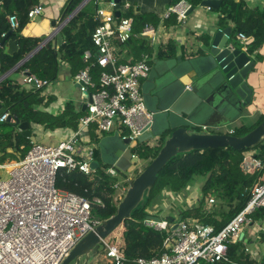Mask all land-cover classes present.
<instances>
[{"label": "built area", "instance_id": "1", "mask_svg": "<svg viewBox=\"0 0 264 264\" xmlns=\"http://www.w3.org/2000/svg\"><path fill=\"white\" fill-rule=\"evenodd\" d=\"M89 4L96 6L94 18L98 26L91 36L93 49L84 51L83 67L75 76L74 83L82 95H91V102L85 98L88 101L85 115L80 117L78 129L70 135L54 145L33 143L22 160L0 165L1 170L7 171V177L0 178V264H62L75 247L101 224L92 216V207L102 205V201L94 199L91 202L83 196L61 190L57 186L58 174L61 171H80L85 175L96 173L91 167L96 147L87 141L91 131L100 135L110 133L116 127L127 129L128 133L122 140L130 141L129 145L137 149L142 136L154 125V114L148 110L141 91L142 82L151 72L150 55L143 54L140 60L125 63L121 48L131 38H144L151 46L166 44L170 33H164L163 27L158 29L146 25L136 34L134 18L128 16L132 8L129 2L84 0L69 17L55 23L48 35L49 40ZM192 8L185 0L171 5L162 22L174 17L177 29L186 24ZM43 12V6L37 5L29 11L28 18L34 20ZM117 12H120V17L116 16ZM8 20L11 31L19 30L18 16L10 15ZM238 39L247 50V36L239 33ZM25 83L36 90L47 84L31 75L26 77ZM10 115L7 112L0 115V123H6ZM14 123L12 117L11 124ZM203 129L206 131L207 127ZM252 156L251 153L246 154L245 171H261L262 162L251 159ZM105 173L111 178L118 171L107 168ZM260 180L261 183L251 190L243 210L220 230L201 223L191 226L182 219L172 232L173 224L166 220L159 223L146 221L150 228L170 232V235L164 242L165 251L161 257L137 258L133 264L229 262L228 246L241 242L246 229L257 227L264 231V225H258L254 220V215L264 209V177ZM131 181L112 182L113 187L122 193L117 195L118 201L127 192L124 185ZM216 201L214 197L209 198L205 209L210 212ZM102 243L111 264L128 263L118 246L108 245L105 241Z\"/></svg>", "mask_w": 264, "mask_h": 264}, {"label": "crops", "instance_id": "2", "mask_svg": "<svg viewBox=\"0 0 264 264\" xmlns=\"http://www.w3.org/2000/svg\"><path fill=\"white\" fill-rule=\"evenodd\" d=\"M116 1L120 2V4L125 2L131 3L132 8L129 11V17L134 18L142 14L155 16L157 23H151V25L158 29L163 27L164 33H170V38L166 44L156 43L153 46L150 45L152 49V54L150 55L152 68L148 79L142 82L141 91L146 106L154 114L153 127L148 133L142 136L137 149H133V145L124 143L122 140V137L128 133L127 129L116 127L112 132L100 135L91 131L87 141L96 147L94 159L100 164L99 169L114 168L119 170L122 168L125 170V168H128V165H126L127 160H132L131 163H136L142 159L138 151L141 145L152 146L153 148L148 147L149 150L159 148L161 145L163 147L170 134L178 128H187L189 131L195 133L224 135H231L233 133L232 135L234 136V132L237 129H233L232 126L249 118L248 111L263 110L264 74L261 79L260 74L264 70V61L259 63L253 56L257 57L258 53H260L264 57V48L259 52H250L252 53L251 57L253 60L257 62L256 70L252 71L249 79V85L255 90V94L253 96V102L246 107L248 109L245 108L242 111L240 118L236 119V116L239 114L238 112H235V114L233 112L230 115L228 113L229 109L224 108L225 113H218L210 119L214 112L218 108H221L220 105L223 102L222 97L216 96L210 99L209 102V100L207 101L208 95H205V91L202 92L199 91L200 88L198 90L194 88L193 84L198 80L196 75L201 73L197 62L203 56V52L200 49L205 44V38L213 30L226 29L228 27L233 28L235 25L233 21H226V24L222 26L221 21L225 16L221 8L219 10L205 9L199 5L194 8L186 24L176 29L177 21L174 17L162 22V17L166 13L167 8L172 5V0ZM245 1L249 7L253 3L254 5L258 3H263L262 5H264V0ZM0 2L2 3L3 1L1 0ZM69 2L70 0H39L38 5H42L44 8L43 14L34 20L25 18L23 20V26L19 30L13 31V35L10 36V39L17 43L18 49L9 54L7 53L5 45L1 46L0 44V88L4 86L5 89L13 90V93L23 92L24 95H34L37 99V104L34 105L36 118L41 120L42 124L34 122L29 124L31 125L32 135L36 138V141L44 145H54L70 135L72 131L77 130L78 127L75 129L72 125L75 123V113L81 112L82 115L80 114L79 117L85 115L83 108L88 102L80 93L74 83V79L83 67L81 50L90 45L91 35L83 38L81 34L78 35V29L76 30L73 27L70 42L72 43L73 40H78L80 43L75 49L73 46L69 49L63 48L68 42V38L63 30L60 32L63 37L62 44H58V35L52 37L50 40L48 38V35L51 34L53 29V22L56 23L66 18ZM2 5L0 6V14H6L7 16V11H4ZM93 8L95 7L93 6ZM19 19L22 23L20 17ZM8 33L2 34V38L4 39ZM21 39L40 41L39 46L36 48L39 49L40 47V49L35 54L32 55L36 49L28 56L20 59L14 68L6 69L10 61L9 59H15L22 50ZM128 48L129 50L133 49L131 45ZM42 49L50 50L54 55V72L44 58L39 61L40 67L36 65L30 66V62ZM124 52L128 53L127 50ZM136 59L139 60L137 57ZM133 60H135V57L127 58L126 63L132 62ZM42 68H48V74L44 73L45 76L48 75L47 78L42 79L33 72L35 70V72L39 71L43 73ZM29 75L47 84L42 89L36 90L33 86L25 83V79ZM165 86L168 87L165 88ZM189 86L191 89H188ZM2 105H4V102L0 101V111L3 109ZM6 112L11 114V111ZM262 113L264 114V112ZM52 117H64L70 121V125L65 127L61 125L55 126L61 123L62 120L50 126ZM204 127H207L206 131H204ZM18 131L20 132L19 129ZM38 135H40L43 141L37 139ZM126 155L127 158L125 157ZM133 155L137 157L132 158ZM203 184L204 182L197 184L195 190L189 191L187 198H183V196L177 197L172 193H165V207L163 208V214L159 217L162 220L171 218L172 221L179 218L178 215H171L170 210L172 211L175 208L172 203L180 207L181 204H179L178 199L181 198L183 201L187 200L188 205H190L189 202H192L191 205L194 204L198 201L199 196H201V187ZM174 200H176L175 203L173 202ZM219 207L216 208L219 209ZM254 220L258 225H264V218H254ZM242 241L248 255V261L255 262L256 264H264V231H260L257 227L248 228L244 231ZM106 260V264H111L108 259Z\"/></svg>", "mask_w": 264, "mask_h": 264}, {"label": "trees", "instance_id": "3", "mask_svg": "<svg viewBox=\"0 0 264 264\" xmlns=\"http://www.w3.org/2000/svg\"><path fill=\"white\" fill-rule=\"evenodd\" d=\"M2 1V7L4 11H7V16L6 14H0V44L3 40L2 34L10 31L7 17L10 15H16L18 18L20 17L22 20V23L20 22L21 28L23 26V20L28 18L29 11L39 3V0ZM83 1L84 0H70L66 11V17L70 16ZM180 1L182 0H172V5ZM185 1L195 8L199 6L203 0ZM92 5L93 4H89L81 9L70 21L68 26L63 29L64 34L68 38L67 44L71 40L70 35L74 28L76 30L78 29V35L81 34L83 38L88 37V35L92 36L93 31L98 26V22H96L94 18L96 6L93 5L95 7L93 8ZM221 10L225 16L221 21L222 26L226 24V21H233L235 25L232 28V35L237 36L239 33H243L247 36L248 52H259L264 48V7L250 8L245 0H225L223 1ZM134 22V32L137 34L140 33L146 25H151V23L156 24L157 19L151 14H142L135 16ZM91 36V46L87 43L89 46L86 45L87 47L81 50V59L84 51L93 49ZM208 41L209 38L206 37L205 43L207 44ZM20 43L22 44L20 54L15 59H9L10 61L6 69L14 68L20 59L28 56L39 46L40 41L21 39ZM67 44L63 46L64 49H69L72 46L75 49L80 45L78 40H73L72 43L70 42V44ZM129 45L132 46V50H129ZM125 50L128 52L126 55L127 58L135 57V60L128 63L136 62L138 60L136 57L140 60L143 54L150 55L149 53H152L150 43L144 38H131L127 44L122 46L121 53L123 54ZM42 58H44L53 71L55 61L54 55L50 50L42 49L30 62V66L36 65L40 67L39 61H41ZM127 58L124 61L125 63L127 62ZM257 58L260 62L264 61V57L260 53H258ZM42 71L43 73L33 70L38 77L42 79L47 78L48 75L45 76L44 73L48 74V68H42ZM0 101L4 102L2 108L6 109V111H11V114L16 115L19 120L28 123L34 122L42 124L41 120L36 118L34 105L37 104V99L33 94L24 95L23 92L13 93V90L5 89L3 86V88H0ZM80 114L81 112L75 113V123L72 124L75 129L78 127ZM51 120L50 126L62 120L61 123L55 126L61 125L65 127L70 125V121L64 117H52ZM263 122L264 115L257 124V127ZM255 128L248 129L242 127L234 132V136H245ZM32 144V140L23 137L22 133L18 131V127L14 124H0V165H5L8 160H10L9 163L22 160L30 151ZM148 147V145H141L138 151L142 158L151 157L153 161L158 156L162 145L153 150H149ZM10 150H12V152H10ZM247 153L253 155L251 159H257L262 162L263 169L261 171L254 170L251 173L245 171L244 164L247 160ZM251 159L249 158V160ZM106 169L107 168L97 170L96 173L92 175H85L80 171H61L58 174L57 180V186L61 190L83 196L91 202L94 199H100L102 205H93L92 216L101 223L115 216L117 214L118 205L120 204V201L117 200L116 189L113 187L111 179L105 173ZM139 175L140 174H138V176ZM262 177H264V139L259 145L245 151H235L231 148L208 149L188 154H179L172 158L159 173L148 199L133 212L131 219L126 220L123 224L122 245L119 249L128 261L127 264H133V261L137 258L152 259L161 257L164 253V242L170 235V232L157 231L150 228L146 224V216L150 213H146V210L149 206H153L156 201L160 202V200L165 199V193H172L177 197L182 196L197 179H203L204 184L201 187V196H199L198 201L192 205L186 204L184 207L180 208L181 213H179V217L184 220L183 215L185 212H188L197 223L212 225L216 230H220L229 223L235 215L243 210L249 200L251 190L261 183L260 179ZM129 184L130 183H126L124 186L129 188ZM211 197L218 200L220 207L219 209H213L211 212H208L205 208L208 199ZM225 207L228 208V211H224ZM160 213L161 212H159V214ZM254 218H264V209L257 212ZM166 221H168L169 224H173L171 218H166ZM228 259L229 262L218 264H256L255 262L248 261V255L244 248L243 241L228 246Z\"/></svg>", "mask_w": 264, "mask_h": 264}, {"label": "water", "instance_id": "4", "mask_svg": "<svg viewBox=\"0 0 264 264\" xmlns=\"http://www.w3.org/2000/svg\"><path fill=\"white\" fill-rule=\"evenodd\" d=\"M118 2V1H117ZM223 2L221 0H203L201 8L219 10ZM194 11L192 8L188 16ZM120 17V12L116 13ZM53 27L55 23L53 22ZM232 28L216 29L208 34L209 41L200 50L203 56L197 64L201 73L196 76L198 80L193 84L195 90L205 91L208 99L216 96L222 97L221 108H218L210 117L212 119L218 113H225L224 108H228L230 115L242 111L253 102L255 90L249 85V79L257 62L249 55L247 50L238 47L232 40ZM10 31L2 40L1 46L7 48V53L11 54L18 49L17 43L10 39L13 35ZM58 44H62L63 37L57 34ZM56 35V36H57ZM55 37V36H54ZM40 49V47H39ZM39 49L33 54H35ZM30 55V56H32ZM168 86H165L167 88ZM84 98L91 102V95L84 94ZM87 105H84L85 111ZM6 109H2L0 114H4ZM12 117L15 119L14 125L18 127L23 137L31 139L36 143V138L32 135L31 125L28 122L19 120L16 115L11 114L6 123L11 124ZM2 124V123H0ZM264 139V122L245 136L238 137L224 134L195 133L187 128H178L170 134L164 143L158 156L131 181L125 196L121 199L117 214L102 222L93 232L87 235L63 261L62 264H88L96 248L106 240L118 227L126 220L131 219L133 212L148 199L150 191L153 189L159 173L165 168L168 162L179 154H188L195 151H205L208 149L231 148L235 151L249 150L261 143ZM130 141L124 143L129 144ZM127 158V155L125 156ZM92 169L97 171L100 168L98 161H93ZM181 213V212H180ZM181 217L175 219L171 228L174 232L178 228ZM146 221L161 222L162 218L155 215L146 216ZM244 236V235H243Z\"/></svg>", "mask_w": 264, "mask_h": 264}, {"label": "rangeland", "instance_id": "5", "mask_svg": "<svg viewBox=\"0 0 264 264\" xmlns=\"http://www.w3.org/2000/svg\"><path fill=\"white\" fill-rule=\"evenodd\" d=\"M262 4L263 3H261V4L258 3L256 5H254V3H253V5H251L250 7L251 8H257V7L262 8V7H264V5H262ZM232 38H233L232 40H233L234 44H236L238 47H242L243 48V43H241L240 40L238 39V35L237 36L232 35ZM123 54L124 55H127L128 53L123 52ZM149 54L151 55L152 53H149ZM250 56H252V53H250ZM253 58L256 59L260 63V61H259V59L257 57H254L253 56ZM254 70H256V69H254ZM257 72H259V71H257ZM263 74H264V70H262V72L260 74V79H261V77H262ZM246 109H248V108H246ZM262 109L263 110L260 109V110L251 111V112L248 111V115H250L249 118H247V119H245V120H243V121L235 124L234 126H232V128L238 130L241 127H246L248 129H251L253 127L254 128L257 127V124L260 122V119L264 115L262 113V112H264V108H262ZM238 118H240V115H237L236 116V119H238ZM37 139L39 141H43V139L40 137V135H38ZM150 147L153 148L152 146H150ZM151 161H152V158L151 157L142 158L140 161H138L136 163H131L132 160H130V161L127 160V164L126 165H128V168H125V170L122 169V168H120V169L117 168V169H119V170H117L118 173L114 177H111L110 179H111V181L113 183L114 182H117V183L124 182L125 179L134 180L135 178H137L138 174L142 173L143 170L146 167H148V165L151 163ZM9 162H10V160H8L5 164H10ZM6 177H7V171L6 170H3V169L2 170L0 169V178L1 179H5ZM112 178H114V179H112ZM203 181L204 180L201 179V178L197 179L192 184V186L189 187L184 194H182L183 198H187L188 197L187 195H188L189 191L195 190L197 184H202ZM121 194H122L121 191L116 190V195H121ZM181 200H182L181 198L178 199L179 204H181L180 207L179 206H175L172 203L173 207H175V208L172 211L170 210L171 215L172 214H175V215H178L179 216V213L181 212V209H179V208L184 207L185 203L188 204L187 203V200H184V201L183 200L181 201ZM173 202L175 203L176 200H174ZM191 203L192 202H189V204H191ZM164 207H165V199H162V200H160V202L159 201L158 202L156 201L153 204V206H149L147 208V210H146V213H150L149 215H153L154 214L156 216H160V215L163 214V208ZM177 207H179V208H177ZM216 207H219L218 201H216V204H215L214 208H212V210L213 209H217ZM224 211H228V208L225 207L224 208ZM159 212H161V213L159 214ZM183 216H184V221H186L189 225L193 226L194 224L197 223V221L191 217L190 213L185 212ZM123 231H124V225H121L110 236H108L106 238L105 242L108 245H116V246L120 247L122 245V233H123ZM105 257H106L105 245L103 243H101L96 248L94 254L91 256L88 264H106V262H107L106 259L107 258H105Z\"/></svg>", "mask_w": 264, "mask_h": 264}]
</instances>
